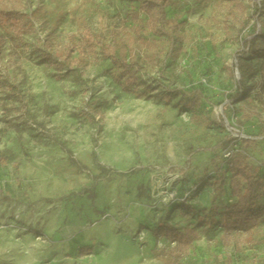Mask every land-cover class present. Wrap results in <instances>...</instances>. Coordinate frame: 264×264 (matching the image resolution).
Returning <instances> with one entry per match:
<instances>
[{"label": "rangeland", "instance_id": "rangeland-1", "mask_svg": "<svg viewBox=\"0 0 264 264\" xmlns=\"http://www.w3.org/2000/svg\"><path fill=\"white\" fill-rule=\"evenodd\" d=\"M132 3L0 0V264H159L174 242L153 234L157 222L194 226L185 264H264V219L253 244L240 233L222 244L212 221L231 200L216 145L250 138L234 149L264 167V115L247 119L228 103L244 41L264 34V0H175L178 54L160 74L141 71L137 92L160 81L149 96L124 92L88 41L130 25ZM165 86L205 98L185 111L178 97L161 99Z\"/></svg>", "mask_w": 264, "mask_h": 264}, {"label": "trees", "instance_id": "trees-1", "mask_svg": "<svg viewBox=\"0 0 264 264\" xmlns=\"http://www.w3.org/2000/svg\"><path fill=\"white\" fill-rule=\"evenodd\" d=\"M174 1L133 0L129 11L130 25L124 23L107 42L97 39L96 43H91L88 40L93 49L98 48L101 59L110 61L115 69L114 79L124 92L149 96L147 92L160 87V81L154 78L152 85L145 86L146 92H137L139 85L142 84L141 71L157 68L160 74L170 65L169 61L177 57L176 28L167 13V8ZM257 1V5L260 6V0ZM260 12L261 9L257 8L254 17L262 25V20L258 17ZM1 15L6 20L11 19L8 12H3ZM122 32L128 34V37L126 38L125 33ZM244 43L247 49L238 54L233 65L238 78L234 92L228 96V103L233 111H241L248 119L253 113L264 115V97H261L264 93V60L258 67L252 61L253 58L264 57V34L251 33ZM233 69L232 75H234ZM257 72L259 80L254 79ZM249 79H254L252 86L248 85ZM257 84L259 85L258 97L251 96L252 87ZM174 97L179 98V105L186 111L199 107L205 95L198 88L184 91L177 87H162L161 99L165 103L169 104ZM238 103L241 106L234 108ZM220 123L224 124L223 119ZM260 123L264 127V121ZM251 142L250 138H236L228 135L216 145L225 151L222 159L224 168L220 179L224 183L226 175L229 176L231 200L221 205L216 214L217 220H212V217L211 220L223 230L219 241L224 245L229 243L233 233L243 234L245 240L251 244L259 241L255 233L264 219V167L262 163H249L242 151L234 149L236 143L249 145ZM179 203V208L182 210L193 209L184 200ZM153 234H161L174 242V247L159 257V264H182L185 253L191 247L193 240L199 236L194 226L179 229L163 222H157ZM89 253L88 247H82L79 255Z\"/></svg>", "mask_w": 264, "mask_h": 264}, {"label": "crops", "instance_id": "crops-1", "mask_svg": "<svg viewBox=\"0 0 264 264\" xmlns=\"http://www.w3.org/2000/svg\"><path fill=\"white\" fill-rule=\"evenodd\" d=\"M198 250L199 251H203L204 250V247L202 246V245H200V246H198ZM186 255V254H185ZM182 264H185V261H184V259H183V262H182ZM190 264H194V263H190ZM195 264H202V263H195ZM203 264H220V263H213V261L212 260H208V261H204V263ZM223 264H229L228 262L227 263H223ZM231 264V263H230Z\"/></svg>", "mask_w": 264, "mask_h": 264}]
</instances>
